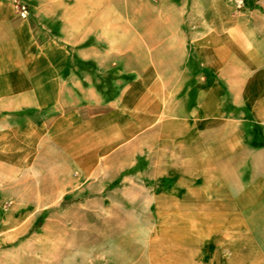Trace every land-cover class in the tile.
<instances>
[{
	"label": "crops",
	"instance_id": "0c3cea01",
	"mask_svg": "<svg viewBox=\"0 0 264 264\" xmlns=\"http://www.w3.org/2000/svg\"><path fill=\"white\" fill-rule=\"evenodd\" d=\"M19 3L29 7L27 20L17 16ZM183 18L177 0L173 24L161 9L133 10L125 0H0L1 121L49 113L40 123L0 128V179L8 167L18 201L47 209L80 187L106 186L109 166L117 174L132 169L117 166V156L144 155L153 136L162 156L165 130L174 126L175 160L219 164L238 181L251 170L249 185L264 188V53L230 50L225 36H211L209 20ZM85 43L103 44L102 52ZM117 53L135 77L111 99L96 92L84 103L92 90L74 64L106 58L115 71ZM169 91L175 122L165 112ZM9 229L3 224L0 234Z\"/></svg>",
	"mask_w": 264,
	"mask_h": 264
},
{
	"label": "rangeland",
	"instance_id": "374dc122",
	"mask_svg": "<svg viewBox=\"0 0 264 264\" xmlns=\"http://www.w3.org/2000/svg\"><path fill=\"white\" fill-rule=\"evenodd\" d=\"M177 1L186 25L204 18L211 24L210 35L225 36L230 50L264 53V0ZM125 2L133 10L161 9L167 22L175 21V0ZM92 45L102 52L103 44L83 48ZM108 62L96 58L74 64L82 70L78 77L85 89L92 90L84 103L94 100L96 92L111 99L135 77L123 71L119 53L115 71ZM164 100L175 122V91L165 92ZM47 114L20 112L5 121L0 116V128L40 123ZM165 131L162 156L151 148L153 136L144 155L115 158L117 166L130 163L131 170L117 174L111 165L104 172L106 186L80 187L47 209L17 200L21 188L5 179L7 167L0 179V228L10 229L0 234V264H264V188L249 185L255 182L251 170L241 171L246 180L238 181L234 171L219 164L180 163L175 160V126ZM255 198L261 201H251ZM21 213L26 216L17 218Z\"/></svg>",
	"mask_w": 264,
	"mask_h": 264
},
{
	"label": "built area",
	"instance_id": "2783aa9c",
	"mask_svg": "<svg viewBox=\"0 0 264 264\" xmlns=\"http://www.w3.org/2000/svg\"><path fill=\"white\" fill-rule=\"evenodd\" d=\"M17 16L21 20H27L29 18V9L26 5L19 3L16 5Z\"/></svg>",
	"mask_w": 264,
	"mask_h": 264
},
{
	"label": "bare ground",
	"instance_id": "6f19581e",
	"mask_svg": "<svg viewBox=\"0 0 264 264\" xmlns=\"http://www.w3.org/2000/svg\"><path fill=\"white\" fill-rule=\"evenodd\" d=\"M173 237V236H172Z\"/></svg>",
	"mask_w": 264,
	"mask_h": 264
}]
</instances>
